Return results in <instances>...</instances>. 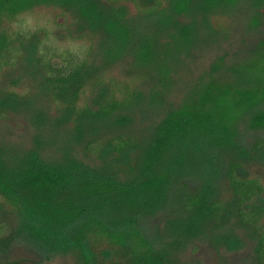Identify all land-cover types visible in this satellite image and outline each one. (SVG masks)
<instances>
[{"label":"trees","instance_id":"16d2710c","mask_svg":"<svg viewBox=\"0 0 264 264\" xmlns=\"http://www.w3.org/2000/svg\"><path fill=\"white\" fill-rule=\"evenodd\" d=\"M120 1L0 0V75L30 69L53 104L0 87V119L20 113L33 128L27 146L0 143V264H187L193 240L216 253L250 241L264 264V180L249 173L264 170V0H134L132 16ZM38 6L156 85L213 40L217 14L240 6L258 38L241 59L216 57L181 105L137 131L152 102L98 74L81 46L41 38L26 18Z\"/></svg>","mask_w":264,"mask_h":264},{"label":"rangeland","instance_id":"374dc122","mask_svg":"<svg viewBox=\"0 0 264 264\" xmlns=\"http://www.w3.org/2000/svg\"><path fill=\"white\" fill-rule=\"evenodd\" d=\"M134 0H122L128 15L138 13ZM28 24L36 29L41 38H47L57 46H81L87 54V60L97 68V73L116 82L126 83L128 87L139 91L144 102H152L149 109L142 113V118L134 119L137 131L150 125L161 113L178 107L185 100L188 90L204 77L210 63L218 56L227 60H237L246 56L248 49L258 38L257 31L251 25L247 11L240 8L228 13L217 14L211 21L217 34L207 45L196 49L190 55L183 56L162 85H156L151 79L138 75L134 71L132 60L128 56L107 62L97 38L78 31L70 19L52 7L38 6L26 16ZM30 69L24 71L7 69L0 75V87L12 88L18 93H25L35 100L38 106L52 114L53 104L49 93L32 84L36 79L29 75ZM32 84V85H31ZM151 96V101H149ZM245 139L251 132L242 127ZM33 128L22 114H13L0 119V143H12L14 146H27ZM81 154V152H80ZM250 174H257L264 180V170L259 166H249ZM260 177V178H261ZM251 242L243 241L237 249L218 250V254L204 240H193L183 245L180 258L187 264H216L220 258L226 264H253ZM18 253L19 250H16ZM44 264H74L66 254L55 255Z\"/></svg>","mask_w":264,"mask_h":264}]
</instances>
